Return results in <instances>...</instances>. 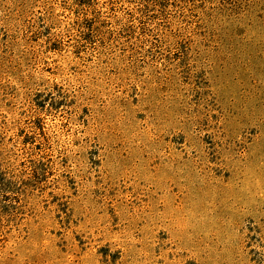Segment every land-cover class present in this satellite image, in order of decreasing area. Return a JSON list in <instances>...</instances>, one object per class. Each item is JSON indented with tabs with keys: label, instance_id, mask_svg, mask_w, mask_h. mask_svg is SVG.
Returning <instances> with one entry per match:
<instances>
[{
	"label": "rangeland",
	"instance_id": "374dc122",
	"mask_svg": "<svg viewBox=\"0 0 264 264\" xmlns=\"http://www.w3.org/2000/svg\"><path fill=\"white\" fill-rule=\"evenodd\" d=\"M194 1L178 62L138 0H0V151L47 163L0 264H264V0Z\"/></svg>",
	"mask_w": 264,
	"mask_h": 264
},
{
	"label": "trees",
	"instance_id": "16d2710c",
	"mask_svg": "<svg viewBox=\"0 0 264 264\" xmlns=\"http://www.w3.org/2000/svg\"><path fill=\"white\" fill-rule=\"evenodd\" d=\"M139 3L132 9L133 11L128 12L132 18L135 14H141L143 17L152 18L155 10H158L162 15V21L147 22V25L142 28L145 36H152L156 38L157 42H162L169 47L183 49L181 53L176 55V59H184L189 53L190 48L194 46L196 41H200L203 33H196L194 30H190V27L185 26V13L188 10L187 4L194 0H138ZM205 3H210L211 9H216L217 0H204ZM83 12L77 17V20L81 19L82 16L89 14L91 8V2H84ZM174 7L175 9H170ZM204 7H201L203 9ZM221 9V8H220ZM219 9V10H220ZM86 10V12H85ZM77 22V21H76ZM144 23V22H143ZM151 26V27H150ZM158 32V33H157ZM198 37V38H196ZM145 37L137 38L136 43L142 42ZM195 42V43H194ZM138 45V44H137ZM101 54H104L101 52ZM40 107H42L40 105ZM2 148V147H1ZM3 150V149H2ZM0 151V243L6 240L7 232L5 227L1 225L2 214H8L10 209L13 207L20 209L21 203L28 195L29 190H36L40 183V175H43V169H45L46 162L43 161L42 155L34 158V151L30 153L28 162H23L24 168L20 169L19 166L14 163H10L7 156H4V151ZM11 201L19 203L18 206H13Z\"/></svg>",
	"mask_w": 264,
	"mask_h": 264
}]
</instances>
